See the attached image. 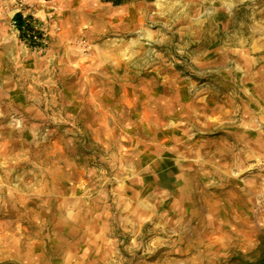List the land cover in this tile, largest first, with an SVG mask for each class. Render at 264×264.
I'll use <instances>...</instances> for the list:
<instances>
[{"label": "rangeland", "instance_id": "1", "mask_svg": "<svg viewBox=\"0 0 264 264\" xmlns=\"http://www.w3.org/2000/svg\"><path fill=\"white\" fill-rule=\"evenodd\" d=\"M4 74L0 264H264V0H0Z\"/></svg>", "mask_w": 264, "mask_h": 264}, {"label": "crops", "instance_id": "2", "mask_svg": "<svg viewBox=\"0 0 264 264\" xmlns=\"http://www.w3.org/2000/svg\"><path fill=\"white\" fill-rule=\"evenodd\" d=\"M0 108L13 106L26 115V89L20 88L17 81H12L9 75L0 78ZM33 104H28L29 108Z\"/></svg>", "mask_w": 264, "mask_h": 264}, {"label": "built area", "instance_id": "3", "mask_svg": "<svg viewBox=\"0 0 264 264\" xmlns=\"http://www.w3.org/2000/svg\"><path fill=\"white\" fill-rule=\"evenodd\" d=\"M23 17L26 19V22H29L31 26L33 27L31 32H29L26 36V43L36 48L43 47L45 44L44 34L41 33L42 31H40V29L37 27L35 21H32L31 19H29L27 15H23ZM13 24L17 26V23L15 20L13 21Z\"/></svg>", "mask_w": 264, "mask_h": 264}, {"label": "trees", "instance_id": "4", "mask_svg": "<svg viewBox=\"0 0 264 264\" xmlns=\"http://www.w3.org/2000/svg\"><path fill=\"white\" fill-rule=\"evenodd\" d=\"M14 20L17 23V28L20 31V35L22 38H25L29 32L33 29L29 22H26V19L23 17L22 12H17L14 15ZM32 44V43H31Z\"/></svg>", "mask_w": 264, "mask_h": 264}]
</instances>
